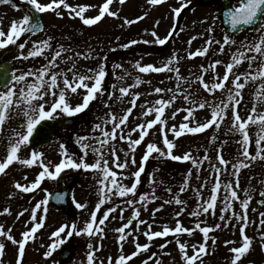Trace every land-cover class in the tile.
I'll list each match as a JSON object with an SVG mask.
<instances>
[{
	"label": "rangeland",
	"instance_id": "374dc122",
	"mask_svg": "<svg viewBox=\"0 0 264 264\" xmlns=\"http://www.w3.org/2000/svg\"><path fill=\"white\" fill-rule=\"evenodd\" d=\"M40 2L49 3L51 0H40ZM65 2L77 9L79 6L88 5L85 17L94 18L99 14V9L106 0H65ZM184 2L185 0H162V3L152 5L149 3V0H125L123 4L119 3V0H113V3L109 6V10L116 11L118 16L112 17L105 14L101 21L92 26L83 24L79 17H74V14L70 16L69 9L61 5L58 10L62 13V16H57L54 11H48L41 15L45 25L44 31L34 37H32L33 35H29L20 39L17 44L27 40L25 48L20 49L17 47L15 53H9L7 56V58H13V62L16 63V75L41 68L51 59L54 50L59 44H63L70 51L64 53L62 57L57 58L58 68L53 69V71L67 72L71 68L73 61L66 60V57L75 56V53L87 55L89 49H92L93 56L99 57L92 59L75 57L76 70L84 73L88 68H95L102 62V59L105 63L107 50L113 48L118 52L117 57L113 56L107 61L108 66L106 68L108 75L106 76V86H104L107 91L103 96L90 103L89 108L86 109L89 116L84 114L82 123L78 127L79 131L75 132V137L65 144L59 139H54L55 141L48 147L36 150L44 153V162L49 164L50 169L54 170L55 164L63 158L61 144L65 146L68 144L69 146H66L68 152L76 158L82 155V150L76 143L78 137L94 136L102 138L100 130L95 129V125L98 123L110 131L112 128L111 123L105 124L104 122L108 120L109 114H115L119 118L131 107V92H139L141 95L137 100V106L133 108L129 116L128 122L126 125L121 126L125 133L129 132L137 124L154 118V115H142L144 111L142 105H144L145 101L150 102V106L157 99L161 97L169 99L175 93L176 100L170 107L166 108L164 117L168 118L167 127H171L173 124L179 126L184 122V117L187 115L186 109L192 106L189 101L184 99L185 94H193L194 98L198 101L208 100L219 103L221 99H226L225 93L222 90L209 93L203 89L199 82L193 83L189 87L188 83L177 80L175 72L141 73L136 67L137 61L142 66L153 64L156 67H162L169 58L175 56L178 63H174V66L179 68L181 76L188 78L189 81H194L197 76L202 74L201 65L207 68L212 62L219 60L222 63L217 65L215 73L211 69L207 73H204L205 82L213 83L217 82L214 78L216 74L222 79L226 71V65L232 62V54L237 49H240L246 55L257 56V60L253 62L251 69L249 68V62L245 60L241 65L234 67V72L237 74L251 72L254 76L257 74V69L260 67L261 54L247 51L246 48L242 47V44L258 42L261 35L260 31L244 32L232 38L236 43L234 45H225L223 53L218 51L221 46L220 44L212 43L210 46L208 45L209 39L223 43L225 36L218 21L219 9L214 5L194 7L193 10L191 9V11L186 12L183 23L176 30L168 46L164 47L163 45L160 46L154 43L155 37L152 36V32L155 31L157 36L162 39L167 37L177 20L174 9L181 7V4ZM20 7L26 10L27 13L29 12L27 6L18 0H11L10 4H0V21H2V28L5 32H7L14 20H19L25 15ZM141 16H144V18L137 19ZM125 19L135 22L128 25L125 23ZM210 29L214 30L210 31ZM262 29H264V26ZM47 37L54 38L52 50H47L42 57L24 59L21 56V52L24 53V56H27V53L32 50L33 42L43 41ZM192 37H196V39L189 43ZM132 40H136L138 43L131 44ZM145 40L149 41V43H144L143 41ZM126 43L130 44V46L128 48L122 47ZM204 47H209V51L205 56L188 57L189 52H195L197 49L202 50ZM10 48L12 46L9 45L4 49H0V54L2 55L7 50H10ZM114 65H121L122 67L115 68L113 67ZM121 75L124 76L123 80L118 79ZM138 76L144 83L134 86ZM68 78L71 80L72 73L68 72ZM33 79L34 77H28L29 82ZM231 80L232 76L230 75L228 86H231ZM241 82H244L243 78ZM262 83H264V77H257L255 80L249 79L247 81L245 88L242 90L243 98L241 106L238 109L242 118H247L254 104H256L258 112L264 111V103L257 102L256 97V93L260 91ZM113 85H115V88L112 87ZM23 86L24 82L17 84V90ZM124 86L134 87L130 89L128 96L121 98L118 89ZM157 87L172 89L173 91L157 94L154 92V89ZM2 90L5 89H0V91ZM108 90H110V93L115 92V95L108 98ZM69 95L73 105L82 102V90H78L77 94ZM53 99L50 95L45 96V101H47L45 105L46 109L53 102ZM106 104L108 105L107 107L105 106ZM176 109H184V111H179L175 118L171 119V114ZM210 111L211 109L208 107L205 109L197 108L194 112L195 118H190V125H194L196 122H205L206 119L210 118ZM56 116H61L59 110ZM80 117L81 114H79L78 118ZM231 126L232 112L229 110L218 130L213 126L203 133L185 134L179 138H175L169 133L168 138L174 140V143L177 145L173 149V154L183 155L191 152L198 159H203L205 153H207L211 158L210 162L218 164L217 150L222 145L220 154L224 156L225 160L230 161V164L228 171L221 173L220 180L222 184L232 181L233 187H235V177L232 175L233 169L231 168V164L236 163L237 159H242V157H239V145L237 143L240 136L228 131ZM25 131V118L22 115H16L15 112L11 113V118L5 122L3 131L0 132V162L6 159L10 141L16 138L14 133ZM257 131L258 129L255 126L249 127V133L252 137V146L249 150L252 154H255L254 142ZM213 135L218 137L215 142L211 141ZM138 137V131L132 133L133 139ZM148 142L156 143L159 147L166 150V146L163 145L160 125L154 126L153 130H149V136L145 138V141L140 146H137L134 153L137 161L136 165H130L125 170L115 169L112 165V148H115L116 155L121 160L125 159V152L129 149L127 141L119 139V130L116 140L110 141L109 145L105 146V150L108 152L106 158L109 160V165L113 166V170L118 173L123 171L124 176L127 177V179L123 180L125 185L131 186L134 182L132 173L137 170L138 162L141 160L140 155L143 152L145 153ZM91 143H95V141H91ZM29 148L28 144L22 146L18 155L22 159L30 158L31 152L35 150H30ZM55 153L57 155H54ZM131 156L132 153H129V160ZM153 157H157V154L154 153ZM153 157L149 158L145 166V172L141 175V184L138 185L135 199L138 200L139 195L146 192L151 195L153 191L158 199L151 200V202H146L145 204L137 203L135 205V207L140 208V217L125 229L123 235L126 236V239L120 241L118 237L121 233H118L116 230L126 224L133 215V207H129L124 203L128 199H132V197H118L114 195L112 200L101 206V210L97 212V220L99 221L103 219L102 213L107 212L109 207H116L117 204L120 205L114 213H109V218L105 221L104 225H96L104 229L103 233H94L93 237H88L86 234L79 236L75 234V241L78 245L77 252L65 264H88L87 256L89 251H94L93 264H116L119 255L123 254L127 256L137 251L135 247V243L137 242L141 245L149 243L150 248L148 251L139 252L131 261H126V264H142L149 257H152V259L148 260V264H155L156 260H160L161 264H185L176 241L179 240L181 243H187L189 245V255L193 254L194 249H192L191 245H199L204 242L203 234L198 229L194 230L191 236L187 233L179 235L170 233L167 237H160L156 241H149L144 235V232L148 231L149 224L152 225L151 231H162L164 225L175 227L177 221L183 226L193 229L197 222H200L202 227L213 228L217 223L221 224L219 229H214L213 231L219 236L221 243L208 244L206 246L207 254L202 255L201 259L203 264H231L234 254L230 249L242 244V235L239 227L240 224L242 225V221L232 217L231 212L222 213L220 211L222 207L221 200L224 195L223 188L221 189L220 199H218L217 208L214 213L210 210L209 214H202L199 217H192L189 214L196 209L198 203H202L196 196V189L200 188L201 183L207 179V186L201 190L203 197L206 199L210 195L211 185L215 182V174L209 168V161H204L200 169L197 170L191 162L183 163L184 161H175L183 163L177 164L172 160L171 164V161L168 160L170 158ZM94 159V155L90 152L86 158V162L92 163ZM37 169L42 171V166L39 163L27 166L17 161L10 165L4 174H0V226L16 241H19L22 239L24 231L30 230L35 226L36 222H43V227L38 229L34 234V238L30 239L26 244L25 255L20 264H58V254L60 250L69 245L68 238L50 257H45L44 255L49 250V246L57 239L52 236V233L61 226L65 224L71 225L72 223L70 218L65 215L63 209L55 207L48 201V194L59 188L58 179L45 178L42 181L43 184L38 189L33 190L31 192L33 194L30 195L17 196L13 193L17 182L30 186L38 177L40 171L37 172ZM189 169H192L189 186L184 193H179V187L183 185L185 179H188V171L186 170ZM197 176L199 179H197ZM98 178L97 173L94 171L84 169H71L67 174L63 175L62 181L66 188L71 191L73 209L77 213V224L80 228L86 225V222L90 220L91 213L96 211L95 206L98 203L99 187L97 184ZM239 179L240 190L238 195L240 199L245 198V189H248L252 196L247 210L248 225L245 228V234L251 237L253 242L249 253L242 257L238 264H264V242L260 239L261 233L264 231V228L260 225V220L262 219L260 213H264V204L259 203L264 199L260 195L261 192H264V160L252 161L250 167L241 170ZM60 180L58 181L60 182ZM169 187L172 189L171 193L167 191ZM174 194H178L181 200L186 203L184 205L172 203L171 206L165 203V201L171 200ZM45 199H47L48 203L46 205L42 204L41 209L37 210L35 208L36 204L41 203ZM77 202L85 204L86 207L84 209L77 208ZM162 204L163 208H160ZM45 207L47 208L46 213L43 211ZM158 208L160 210L156 211ZM5 209L9 211L5 212ZM121 209H123L122 213ZM182 209V214L177 216V212H180ZM33 211H35L37 216V221L35 222L31 219ZM233 211L243 215L239 200L233 201ZM21 213L23 214L21 215ZM221 214L226 217L230 216V223H228L229 220L220 221L219 216ZM121 215L123 219H121ZM139 220H144L146 223L137 227ZM97 224L99 223L97 222ZM68 230L66 229L65 233L61 234L62 238L66 236ZM211 236L209 233V239H212ZM0 241L5 243L4 256L0 257V264H17L18 244H13L6 236H0ZM226 241H233L234 243L226 244ZM89 244L93 245V249L88 248ZM121 244L123 245L122 248ZM160 245H166V247L161 248ZM196 264H201L200 260Z\"/></svg>",
	"mask_w": 264,
	"mask_h": 264
},
{
	"label": "snow or ice",
	"instance_id": "6c2138e0",
	"mask_svg": "<svg viewBox=\"0 0 264 264\" xmlns=\"http://www.w3.org/2000/svg\"><path fill=\"white\" fill-rule=\"evenodd\" d=\"M23 2L31 6L29 12L21 19L14 20L10 25L9 31L5 32L3 30L2 21H0V49H4L9 45H16L20 49L25 48L27 40L17 44V41H19L21 37L26 36V34L32 35L44 31V24L42 23V18L39 14H43L48 11H54L57 16H62V13L58 10L61 5H63L64 8L69 9L70 16H73L74 14V17H79L83 24L88 26L97 24L99 21H101L105 14H108L112 17L118 16L116 11L109 10V6L113 3V0H106L103 6L100 7L99 14L94 18L85 17V12L89 7L88 5L79 6L77 9L67 4L65 0H51L49 3H42L40 0H23ZM124 2L125 0H119V3L121 4ZM0 3H11V0H0ZM149 3L152 5H157L162 3V0H149ZM190 3L191 0H185V2L181 4V7L174 9L175 15L179 17L182 8L186 7L187 4ZM223 15L227 18L233 31L238 30L241 26L256 25L258 21L261 25H264V0H238V3L236 4L229 3L225 5ZM143 18L144 16H141L137 19ZM134 22L135 21L133 20L125 19V23L128 25H131ZM212 30L214 29H210V31ZM257 31L261 32L258 42L242 44V47L246 48L247 51L261 54L260 67L257 69V74L255 76L251 72L239 74L234 72V67L241 65L245 60L249 62L250 69L253 66V62L257 60V56L246 55V53L240 49H237L236 52L232 54V62H229L226 65V71L222 79L219 78L218 74H216L214 78L217 82L213 83L205 82L204 73H207L209 69L215 73L217 65L222 63L219 60L212 62L207 68L201 65L202 74L197 76L194 81H189L188 78L181 76L179 68L174 66V63H178V60L175 56L169 58L162 67H156L153 64L142 66L140 62L137 61L136 67L141 73H161L165 71L175 72L177 80L188 83L189 87H191L193 83L199 82L203 89L207 90L209 93H215L218 90H222L225 93L226 99H221L219 103L210 102L208 100L198 101L194 98L193 94H185L184 99L189 101L192 106L186 109L187 115L184 117V122H182L179 126L173 124L171 127H167L168 118H164L165 110L175 102L176 94L173 93L169 99L161 97L150 106V102L145 101L144 105H142L144 108L142 115H154V118L149 119L144 123L137 124L129 132L125 133L121 126L126 125L128 122L129 116L131 115L133 108L137 106V100L141 95L139 92H131V107H129L119 118H117L115 114H109L108 120L104 122L105 124L111 123L112 128L110 131L106 130L100 123L95 125V129L100 130L102 138L84 136L78 137L76 139V143L82 150L81 156L74 158L73 155L68 152L66 146L61 144V154L63 158L59 163L55 164L54 170L50 169L49 164L44 162L43 152L32 151L30 158L23 159L18 155V153L21 151L22 146L27 145L30 142V138L33 136V133L38 131L37 125H41L42 121L46 122L48 120H55L57 118L56 114L58 113V110L60 115L74 117L88 109L91 102L104 95V93L107 91V89L104 88L105 78L108 75L106 64L102 59V62L95 68H88L84 73L77 71L75 57H83L85 59L99 58L94 57L93 50L89 49L87 55L75 53V56L66 57V60L73 61L71 68H69L67 72L53 71V69L58 68L57 58L62 57L64 53L70 51V49L66 48L63 44H59L54 50V54L51 59H49L47 63L38 70H30L27 73H21L19 75L13 73L10 78L7 76L0 78V87L5 89L0 91V132L3 131L5 122L11 118V113L13 112H15L16 115H22L26 120V131L15 132L14 135L16 138L10 141L6 159L0 162V174H4L6 169H8L10 165L17 161L27 166H32L39 163L42 166V171L39 172L38 178L33 183H31L30 186L22 185L19 182L15 184V187L22 190L24 193L32 192L34 189L38 188L45 178L56 180L66 169L92 170L97 173L99 177L97 179V184L99 186L98 203L95 206L96 211H93L90 215V220L86 222V225L83 228H80L76 222H73L71 225L65 224L54 231L52 236L56 237L57 239L49 246V250L44 253L45 257H50L53 252L63 245L67 238L72 237L74 233L78 236L86 234L88 237H93L94 233H103L104 229L102 227L96 226L97 222L99 225H104L105 221H107L109 218V213H114L116 208H119L120 205L117 204L116 207H109L107 212L102 213L103 219H100L99 221L97 220V212L101 210V206L112 200L114 195L118 197H132V199H128L124 203H126V205L129 207H133V215L126 224L116 230L118 233H121L118 239L120 241H124L126 239V236L123 235V233H125V229L128 228L134 220H137L140 217V208L135 207V205L137 203L145 204L146 202H151V200L158 199V197L155 196L154 191L151 195L146 192L139 195L138 200L135 199L138 185L141 184V175L145 172V164L149 161L150 157H153L154 153L157 154V157L153 158L167 157L173 161H190L197 170L200 169L204 161H209V168L215 174V182L211 185L210 195L206 199L203 197L201 190L207 186V179L201 183L200 188L196 189V196L200 201H202V203H198L196 209L189 214L192 217H199L202 214H209L210 210H212L214 213L215 209L217 208L218 199H220L221 189L223 188L224 195L221 200L222 207L220 211L222 213L231 212L232 217L242 221V225L240 227L242 244L241 246L230 249V251L234 254L231 264H238L242 257L249 253L253 241L251 237L245 234V228L248 225L247 210L249 208L250 201L252 200V196L249 193V190L245 189V198L242 200L240 199L238 195L240 190L239 177L241 170L250 167L252 161L264 160V111L258 112L257 106L254 104L253 108L245 119L241 117L240 111L238 109L241 106V101L243 98L242 90L245 88L247 81L249 79L255 80L257 77H264V29L258 27ZM152 36L155 37L153 42L160 45H164L168 39V37L163 39L160 38L157 36L155 31L152 32ZM53 39V37H47L43 41L33 42L32 50L27 53V56H24L23 52H21V56L24 59L29 57H42L47 50H52ZM195 39L196 37H192L189 43ZM143 42L149 43L147 40ZM130 43L136 44L138 41L132 40ZM207 43L209 46L212 43L220 44L221 46L218 51L223 53L225 50V45H234L236 41L232 39L230 35L225 34L223 43L220 41H213L212 39H209ZM129 46L130 44L127 43L122 45L124 48H128ZM208 51L209 47H204L202 50L197 49L195 52H189L188 57L194 58L197 55L205 56ZM113 67L121 68L122 66L114 65ZM68 72L72 73L71 80L68 78ZM230 75L232 76L231 86H228ZM28 77H34V79L29 82ZM242 78L244 82H241ZM118 79L123 80L124 76L121 75L118 77ZM21 82H24V86L17 90V84ZM142 83H144V81L138 76L134 86H138ZM134 86L120 87L118 89L120 97L123 98L128 96L130 94V89ZM112 87L115 88V85ZM78 90H82V102L73 106L69 94H77ZM166 91L172 92L173 90L160 87L154 89V92L157 94L164 93ZM49 95L54 99L50 106L46 109L45 105L47 101H45V96ZM109 95H115V92H111ZM256 97L257 102L264 103V83L260 85V91L256 93ZM105 106L107 107L108 105L106 104ZM206 107L211 109L210 118L206 119L205 122H196L194 125H190V118H195V110L197 108L205 109ZM229 110L232 112V126L228 129V131L240 136V139L237 141V143L239 145V157H242V159H237L236 163L231 164V168L233 169L232 175L235 177V187H233L232 181L222 184L220 180L221 173L228 171V166L230 164V161L225 160L224 156L220 154L223 147L222 145L221 148L217 150L218 164H212L210 162L211 158L207 155V153H205L203 159H198L197 157L193 156L191 152L185 153L183 155H174L173 149L176 148L177 145L174 143V140L168 138L169 133H171L175 138H179L185 134L203 133L213 126H215V128L218 130L221 123L226 118L227 112ZM179 111H184V109H176L172 112L170 118L174 119ZM156 125H160V132L163 137V145L166 146V150L159 147L156 143L148 142L146 144L145 154L141 158L139 168L132 173L134 182L131 184V186H127L123 183V180L127 179V177L124 176L123 171L118 173L117 171L113 170V166L115 169L125 170L128 169L130 165H136L137 161L134 156L136 148L145 141V138L149 136V130H153L154 126ZM250 126H255L258 129L255 134L256 138L254 142L255 154H252V152L249 150L252 146V137L249 133ZM118 130L119 139L122 141L126 140L129 145V149L127 152H125V159L121 160L120 157L116 155L115 148H112L111 156L113 157V166H110L109 160L106 158L108 152H106L105 146L109 145L110 141L116 140ZM137 131L139 132V137L133 139L132 133ZM217 139L218 137L216 135L211 137L212 142H215ZM91 141H95V143H91ZM90 152L95 157L94 162L92 163L86 162V158ZM129 153H132L130 160L128 159ZM187 177L188 179H185L183 185L179 187V193H184L187 190L189 186V180L192 177V169L188 170ZM197 179H199L198 176ZM167 191L171 193L172 189L169 187ZM260 195L264 197V192H261ZM57 198L61 199V197ZM234 200L240 201V207L243 210V215L233 211ZM47 203L48 201L45 199L41 203H37L35 208L39 210L41 209L42 204L46 205ZM165 203L184 205L186 202L181 200L178 194H174L173 198L171 200L165 201ZM259 203L264 204V199H262ZM76 207L79 209H84L86 205L77 202ZM160 208H163V204L160 206ZM160 208L156 209V211H159ZM4 211L8 212L9 210L5 209ZM43 211L46 213L47 208H43ZM122 212L123 209H121V213ZM182 212L183 209L180 212H177L176 215L180 216ZM22 214L23 213H21V215ZM153 215H155V213H153ZM260 216L262 217L260 220V225L262 228H264V213H260ZM31 219L34 222L37 221L35 211H33ZM121 219H123L122 215ZM219 220H229L230 222L229 217H226L223 214L219 216ZM144 223H146L144 220H139L137 227ZM225 226H227V224H225ZM42 227L43 222H36L34 227L22 233L21 240L16 241L10 234L4 231L2 226H0V236H6L7 239L12 241L13 244H18L17 264H20V261L25 255V247L28 241L33 239L34 234ZM220 227L221 224L219 223H217L214 228L202 227L201 223L197 222L195 224V228L193 229L185 227L179 221H177L175 227L164 225L162 231H151L152 225L149 224L148 231H145L144 235L149 241H151L154 237H167L170 233H175L177 235L187 233L189 236H191L194 230L198 229L203 234L204 242L199 245H191L192 249H194L193 254L189 255V245L187 243H181L179 240L176 242L180 252L182 253V259L185 264H196L198 260H200L201 264H203L201 257L202 255L207 254L206 245L209 239V233L213 232L214 229H219ZM66 229L69 230L66 232V236L62 238L61 234L65 233ZM260 239L262 242H264V231H262ZM213 242L215 243L214 238ZM225 243L228 244L234 242L226 241ZM122 247L123 245L121 244V248ZM135 247L137 251L132 252L130 255H119L116 264H126V261H131L133 257L139 254V252L148 251L150 244L144 243L141 245L137 242L135 243ZM160 247L164 248L166 245H160ZM88 248L93 249V245L89 244ZM4 250L5 243L0 241V257L4 256ZM151 259L152 257L148 258V260ZM87 260L88 264H93L94 251H89ZM148 260L143 261L142 264H148ZM155 264H161V261L156 260Z\"/></svg>",
	"mask_w": 264,
	"mask_h": 264
},
{
	"label": "water",
	"instance_id": "95a60500",
	"mask_svg": "<svg viewBox=\"0 0 264 264\" xmlns=\"http://www.w3.org/2000/svg\"><path fill=\"white\" fill-rule=\"evenodd\" d=\"M207 1L208 0H205L202 2L200 1V3H206ZM213 3L219 4L222 7L221 22H222V25L227 30V32H229L231 34L236 33V32L243 30V29H254L255 27L259 26V24H260V22L258 21V23L256 25L241 26L238 30L233 31V29L231 28V25L228 22L227 18L223 15V11L225 10V5L231 3V1L230 0H221V1H215ZM8 74H9V71H7V73L5 75H8ZM66 121H70V120L67 119V120L60 121V122H58V125L63 123V122H66ZM41 126H43V127H41ZM56 127L57 126H54L51 121H46V122L42 121L41 125L37 126L38 131L34 132L33 136L30 138V144L33 146V148H37V147L45 144L51 138V135H52L53 131L56 130ZM67 194H68V192L66 190H64L61 193V199H53V200L56 203H60L62 205L63 203H65V199L67 197ZM62 262H63V260L61 259V263Z\"/></svg>",
	"mask_w": 264,
	"mask_h": 264
}]
</instances>
